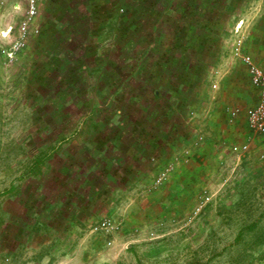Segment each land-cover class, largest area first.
I'll list each match as a JSON object with an SVG mask.
<instances>
[{"label": "rangeland", "instance_id": "obj_1", "mask_svg": "<svg viewBox=\"0 0 264 264\" xmlns=\"http://www.w3.org/2000/svg\"><path fill=\"white\" fill-rule=\"evenodd\" d=\"M28 8L0 0V264H264V137L244 160L188 176L178 203L145 196L181 174L208 110L255 99L230 50L242 37L262 58L264 0ZM103 217L119 229L92 231Z\"/></svg>", "mask_w": 264, "mask_h": 264}, {"label": "crops", "instance_id": "obj_2", "mask_svg": "<svg viewBox=\"0 0 264 264\" xmlns=\"http://www.w3.org/2000/svg\"><path fill=\"white\" fill-rule=\"evenodd\" d=\"M260 52L263 56L262 58H258V63L264 67V49H261ZM248 82L250 89L253 90L256 95L255 99L252 101V103H250L253 104L257 100L258 94L257 91L252 87L249 78ZM228 96L233 99L239 98V95H237V93H235L234 91H230L228 93ZM228 112L220 109V107L214 110L211 109L207 111L205 124L202 125L203 128L198 130L195 129L197 133L194 135V137L189 142L186 140L187 146L185 148L188 147L187 149H189V155L187 153H184L185 150L183 151V154H187L188 156L191 155V157H189L188 159L189 162L185 161L181 163L183 165L184 163L186 164L184 169L180 171L181 174L172 177L170 180V185L165 186L163 192L156 191L152 194H145V196L147 195L148 198H154V200L157 201V204H159V202L166 203V200L169 198L172 203L180 201L175 197L179 195L178 191L183 189V187L186 185L185 179H187L188 176L191 175L193 177L194 173H200L204 177L206 175L208 176L210 172H213V170L217 169L219 161H227L230 160V158L233 160H244V158L247 156L246 153L249 151L250 143L255 138L264 137V135L254 133L249 129L244 110L240 111L237 117L231 121V124L227 122V117L229 120ZM198 135H201L202 139L198 144L195 145V141H197ZM244 143L248 144V149L246 151H240V153L238 154L232 150L233 146H240ZM220 147L224 148L222 149ZM260 158L264 160V153L260 155ZM172 160H174V158L170 159V161ZM181 203L183 202H179L180 205ZM157 208H160V206L157 205ZM143 209H146V207H143Z\"/></svg>", "mask_w": 264, "mask_h": 264}, {"label": "built area", "instance_id": "obj_3", "mask_svg": "<svg viewBox=\"0 0 264 264\" xmlns=\"http://www.w3.org/2000/svg\"><path fill=\"white\" fill-rule=\"evenodd\" d=\"M29 4L28 15L29 18L35 13V0H27ZM237 30V29H236ZM232 56L237 58L245 68V71L248 75L250 83L252 87L257 91L258 97L257 100L250 104L248 107L244 109V113L246 116L248 127L254 133H258L264 135V67L259 64L254 58L249 54L244 52L243 50V39L242 37H237L231 47L230 50ZM216 87V84H213V88ZM240 113L239 107H234L229 110V120L232 121L237 117ZM202 139L201 135L197 136V141H195V145L198 144ZM248 149V144L244 143L240 146H233L232 150L235 153H240V151L244 152ZM189 150L185 149V153L188 154ZM174 162L169 161L165 164L164 167L158 172L156 175L153 186L157 187L161 185L167 178V176L173 171ZM200 201L194 208L195 212H199L203 206V204L207 203L209 200V195L204 191L200 195ZM92 231H100V232H111L119 229V223H117L111 217H103L94 222L92 225ZM110 243V242H108Z\"/></svg>", "mask_w": 264, "mask_h": 264}, {"label": "trees", "instance_id": "obj_4", "mask_svg": "<svg viewBox=\"0 0 264 264\" xmlns=\"http://www.w3.org/2000/svg\"><path fill=\"white\" fill-rule=\"evenodd\" d=\"M57 148L56 147H53L51 150H56ZM49 151V152H42L41 154L37 155L30 167L31 170H35V169H38V167L40 168L47 160H49L53 153L52 151ZM102 183V180L100 181ZM252 227V225H251ZM239 236V235H237Z\"/></svg>", "mask_w": 264, "mask_h": 264}]
</instances>
